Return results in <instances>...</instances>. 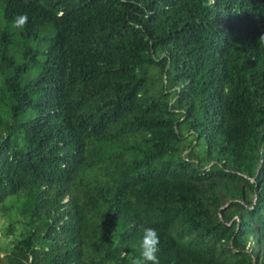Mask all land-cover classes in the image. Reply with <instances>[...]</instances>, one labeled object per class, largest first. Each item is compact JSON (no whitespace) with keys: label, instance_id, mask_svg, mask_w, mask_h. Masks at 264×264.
Instances as JSON below:
<instances>
[{"label":"trees","instance_id":"16d2710c","mask_svg":"<svg viewBox=\"0 0 264 264\" xmlns=\"http://www.w3.org/2000/svg\"><path fill=\"white\" fill-rule=\"evenodd\" d=\"M261 36L264 0H0V264H131L143 226L264 264Z\"/></svg>","mask_w":264,"mask_h":264},{"label":"clouds","instance_id":"9594fccd","mask_svg":"<svg viewBox=\"0 0 264 264\" xmlns=\"http://www.w3.org/2000/svg\"><path fill=\"white\" fill-rule=\"evenodd\" d=\"M58 15H63L59 13ZM29 17L27 13L19 14L12 20V27L15 29L23 30ZM260 40H264V36L260 37ZM142 239L140 242V255L132 259L131 264H160L158 253L160 251V236L158 231L154 227L143 226L141 228Z\"/></svg>","mask_w":264,"mask_h":264}]
</instances>
